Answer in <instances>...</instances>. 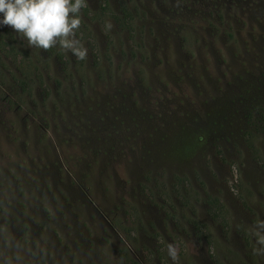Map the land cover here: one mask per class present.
I'll return each instance as SVG.
<instances>
[{
    "label": "rangeland",
    "instance_id": "obj_1",
    "mask_svg": "<svg viewBox=\"0 0 264 264\" xmlns=\"http://www.w3.org/2000/svg\"><path fill=\"white\" fill-rule=\"evenodd\" d=\"M80 16L83 60L0 26V264H264V0Z\"/></svg>",
    "mask_w": 264,
    "mask_h": 264
},
{
    "label": "clouds",
    "instance_id": "obj_2",
    "mask_svg": "<svg viewBox=\"0 0 264 264\" xmlns=\"http://www.w3.org/2000/svg\"><path fill=\"white\" fill-rule=\"evenodd\" d=\"M86 0H0V26H10L22 34L29 46L43 50L59 45L73 56L83 60L87 48L76 38L81 24L80 10ZM105 27H113L110 20ZM177 247L167 245L168 256L175 261Z\"/></svg>",
    "mask_w": 264,
    "mask_h": 264
},
{
    "label": "trees",
    "instance_id": "obj_3",
    "mask_svg": "<svg viewBox=\"0 0 264 264\" xmlns=\"http://www.w3.org/2000/svg\"><path fill=\"white\" fill-rule=\"evenodd\" d=\"M14 51V49H12L11 51H10V54L12 53H14L13 52ZM13 59H17L18 61H20V62H17V64H18V66H20L21 67V70H20V72H19V80L22 82V83H24V81H26V78L27 79H30L29 77H31L30 76V71L28 70V67H27V65L24 63L25 62V59H28V56H27V53H25V55L24 56H21V57H19V56H17V54H15V55H13Z\"/></svg>",
    "mask_w": 264,
    "mask_h": 264
}]
</instances>
